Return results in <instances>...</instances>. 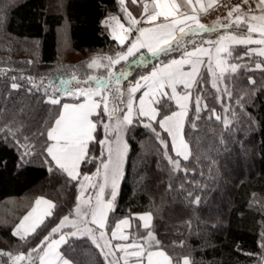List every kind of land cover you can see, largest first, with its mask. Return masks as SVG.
<instances>
[{"label":"trees","instance_id":"trees-1","mask_svg":"<svg viewBox=\"0 0 264 264\" xmlns=\"http://www.w3.org/2000/svg\"><path fill=\"white\" fill-rule=\"evenodd\" d=\"M118 9V0H0V264H12V257L20 254L26 257L25 264H39L41 250L33 252L31 259L29 251L37 249L64 215L72 214L78 194L77 181L49 170L50 157L44 151L57 114H50L40 103L39 112L31 111L33 99L22 92L6 99L4 81L9 77L4 65L32 71L31 60L55 64L58 28L64 21L74 52L88 55L118 47L103 25L105 17ZM62 71L55 75L65 74ZM200 73L202 79L192 92L203 95L204 107L198 119L194 107L188 114L187 161L175 155L169 134L157 123L152 126L167 148L135 119V127L127 126L129 152L106 229L109 232L118 220L130 218V232H135L141 225L136 215L149 212L159 247L176 264L185 257L191 264H260L264 255V67H240L217 78L215 87L205 66ZM168 104L167 110L158 105L161 116L173 109L172 102ZM96 140H101L100 132ZM90 144L89 155L97 159L81 165V175L94 172L106 157H101L99 143ZM92 145L96 146L93 152ZM169 156L180 160L179 169ZM39 196L54 203L52 215L33 233L15 235L14 227ZM196 197L199 204L194 202ZM23 198H31V206L18 202ZM69 244L60 250L75 264L113 260L106 259L87 235H77Z\"/></svg>","mask_w":264,"mask_h":264},{"label":"snow or ice","instance_id":"snow-or-ice-1","mask_svg":"<svg viewBox=\"0 0 264 264\" xmlns=\"http://www.w3.org/2000/svg\"><path fill=\"white\" fill-rule=\"evenodd\" d=\"M133 3L136 0H132ZM120 3L123 4L124 0H120ZM185 5L188 7L192 6V0H184ZM256 10L259 14H252L254 10L250 6V0H242L243 5H249L247 12L242 11L241 4H236L230 8L228 11L227 19L230 21L228 24L223 25L225 31L235 24L237 27H240L242 24L247 26V36L238 38L235 35L226 36L221 35L216 41H208L209 45H215L216 59L215 65L216 68L220 70V75L222 76L224 72L230 71L231 73H236L240 65L232 64L230 68H225L224 65L226 61L221 57V54L230 56L231 51L229 48L225 47V42L230 41L234 45H249L257 44L264 46V0H255ZM181 5L176 3V0H171V3H160L158 0H154V7L151 11V14L148 15L147 19L150 22H155L157 18L163 17L166 23L155 24L153 27H141L138 28V35L136 39L130 42V46L127 47V51L118 55L116 59L109 58V65L115 67V65L120 64L121 62L129 61V58H134V63H139L145 68H148L149 65L153 64L154 60H158L161 56H169L174 52H180L181 49L185 48L186 43H191L192 41H185L183 38L187 36H193L197 32L207 31L204 25H201L197 22V16H187L185 13L180 11ZM147 11V9H146ZM235 14V19H232ZM180 17H183L181 19ZM132 23H136L134 20ZM194 24V26H191ZM187 28V30H186ZM130 32V29L128 30ZM257 33L259 39H253L252 34ZM123 45L125 40L124 37H116ZM146 50V51H141ZM249 52L254 51L249 49ZM247 54V53H246ZM260 56H264V48H262L259 53ZM208 57V64L206 65L209 72L214 76L216 75L215 70L213 69V58L211 55V49L205 48L203 46L196 47L194 51H184L180 59H171L168 63L163 64V66L152 67L151 71L147 75H141L138 79L135 80L134 84H129L127 88L128 99H127V114L123 116V120L119 121L116 128L113 129L115 132V140L108 144L107 147V159L101 161V167L103 169V182L100 184H91L87 185L88 188L98 189L95 195L94 205L89 202V207L91 209V223L98 226L100 231V236H92V239L96 241L104 240L105 233L102 231L106 227V220L108 218V213L115 210L114 203L117 196V179L121 176V169L123 164L124 155L127 150V144L124 141V137L121 134V131L126 126H133L134 119L140 123V126L150 128L155 136L157 137L160 144L164 145L167 148V142L160 135L159 132H156V129L153 128L152 124L157 123L159 127L167 132L172 140V146L175 150V155L182 157L183 160L187 161L189 155L186 152L187 145L184 143L181 138L182 134V121L188 114V101L190 90L194 83L198 82V79H202L199 66L204 63L203 57ZM31 63V62H29ZM95 63V61L93 62ZM92 65H89L91 67ZM185 66L188 67V71L185 70ZM256 68H261V64H256ZM126 76L131 77L132 72L127 69L122 70L119 75L116 76V81L119 83L120 77ZM15 79V78H14ZM30 79V78H29ZM87 83V81L85 82ZM254 83V81H253ZM177 85H183L185 89V94L180 95L177 92ZM215 83L213 87H215ZM13 89L21 87L20 85L13 83L11 85ZM170 89L169 93L166 91ZM31 91V89H29ZM137 93H141L139 97V106L135 109L136 115L133 116L134 112V99ZM66 97H73L77 100L83 99L84 102L77 103H63L62 111L59 114V117L55 120V124L47 132V139L52 143L44 149L47 156L50 157V171L54 173H64L66 176L72 180L79 183V178L81 175V165H87L88 163L94 162L97 157L90 156V143H99L100 145H105L106 140H96L94 133L97 130V123H93L90 119L94 113H96L97 108L100 105L97 101L93 100V96L100 95L98 89H86V88H77L74 91L68 90L63 93ZM147 98V103H146ZM163 98V99H162ZM100 99L105 101L104 111L107 112V103L106 97L100 96ZM166 100H174L175 104L179 107V111H173L170 115H162L160 108L167 109ZM53 105L61 103L59 98L49 97L46 101ZM196 111L197 119L199 118L200 108V97H196ZM153 105H159L160 108L154 107ZM207 106L205 105V108ZM214 112V110H211ZM99 115V113H97ZM158 117H160L158 119ZM147 119L148 123H144V120ZM215 119L220 120L219 115L215 116ZM98 123H100L98 121ZM227 124V121H225ZM101 127L107 131L109 125L100 124ZM179 141V143H177ZM27 155V153H26ZM104 156V152L101 151V157ZM21 163H23V158L21 157ZM169 162L174 166V168L179 169L180 160L173 159L171 156L168 157ZM94 176H100V168H97V171L93 173ZM92 179L87 174L83 175V180L88 182ZM110 183V199L105 201L102 199L105 188L109 186ZM82 191H86L85 185L80 184ZM192 194L189 193V196ZM195 203L199 204L200 198H195ZM44 203L48 205L49 211L45 213L46 216H51V208L54 207L50 201L40 200L36 201V205ZM36 209L33 208L32 212H35ZM79 212V209H77ZM32 212L28 216L24 217V220L27 221L32 215ZM150 214H145L139 216L138 219L143 221L141 225L144 229H149ZM68 222V217L65 216L60 223L51 228V232L48 236H45L41 240L40 244L37 246V249H33L28 253V259L32 258L33 252L37 250H42L43 254L39 257L40 264H70L69 259H67L63 252L60 251L61 245H66L70 247L69 241L76 237L77 232H69L59 235L58 239H51V236L57 234L60 229L65 227ZM81 223H87L81 219ZM43 223V221H41ZM131 227L130 220L125 218L115 224V229L112 230L111 235L113 239H119L124 243H118L115 245V249H111L110 241L105 240L103 245L97 243V247L101 248V251L104 249H109L105 252V258L109 256L115 258V252L119 251L122 253L121 259L124 260L125 264H128V261L131 258H135V264H172V259L169 258L163 251H150L149 243L154 240L153 233L149 230L147 235L140 236L136 238L133 234L132 243H126L129 239V235L121 232L117 236L118 230L121 229V226ZM76 225L74 224L73 227ZM23 227V222L17 227V232L20 228ZM35 231V228H33ZM85 234L92 233V229L85 228ZM23 238V237H22ZM50 241V242H49ZM264 247V245H262ZM4 255H8L4 253ZM14 264L17 262L25 261L26 257L24 254L17 255L12 258ZM109 264H118V261L115 259L110 260ZM182 264H191L190 260L185 257Z\"/></svg>","mask_w":264,"mask_h":264},{"label":"rangeland","instance_id":"rangeland-1","mask_svg":"<svg viewBox=\"0 0 264 264\" xmlns=\"http://www.w3.org/2000/svg\"><path fill=\"white\" fill-rule=\"evenodd\" d=\"M207 9L208 8H206L200 12V14L198 15V21H199L200 16L202 15V13L206 12ZM120 13H121V11H120V4H119L118 12L109 13L105 17V19L103 20V25H104V21H105L106 26L105 25L104 26H105L106 31L109 34H110V31H109L108 26H111L110 24H112V19H110V18H112V16L118 15ZM232 35L233 34H226V36H232ZM110 36L112 37L111 34H110ZM220 36L221 35L210 37V39H207L206 42L204 40H202L204 42L201 43V45L202 46L207 45L208 41H216ZM235 36H237L238 38L246 37L243 34H236ZM253 39L255 40L256 38H253ZM115 41L119 45L118 47H112V48L106 49L104 51H99V52H95V53L88 54V55L87 54H81L78 52H74L72 49V46H71L69 26H68V23L66 21H64L62 23V25L58 28V55L59 56H58L55 64L38 65L35 63V61L31 60L30 62L32 65L31 66L32 71H26L25 69H23L21 67L20 68H15V67L11 68L8 65H4V70H5L4 74L7 77H9L8 78L9 81H6V80L4 81V84H6V86L8 88V93L4 97L6 99H8L7 97H9V99H11L12 94H14V93L16 94L17 92H22L23 95H26L28 97V99H30V100L33 99L30 101L31 103H29L30 106L27 105V106L31 107V109H30L31 111H38L39 112L40 111L39 107H41L39 105V103L42 105L45 104L46 105L45 107L47 108V110H50V114H57V115H55V117L53 119L54 121H52L53 124L51 125V127H53L55 124V120L59 117V114L62 111V104L63 103H77V102H80L83 100V99L77 100L73 97H66L63 95V93L65 91H68V90L74 91L75 89L81 88V87L86 88V89H98L100 95H97V96L99 97V99H100L101 95L106 97L107 112L102 110L101 113H99V115H97L94 119V123L98 124V127H97L98 129L96 130L95 138L97 137L98 132H100L101 139H104L107 141V143L105 145H103V146L101 145V149H100L101 151L104 152V155L106 156L104 158V160L106 161L108 144H111L115 140V132L113 131V129L116 128L119 121L123 120V116L125 114H127V108H126L127 99H128L127 88L129 86V84H134L135 80L138 79L141 75H147L153 67L151 64V65H149V69H148L139 63H134L133 62L134 58H129V61L121 62L120 64L115 65V67L110 66L109 62H108L109 58L116 59L119 54L127 51V47L129 45L128 41L126 43H124L123 45L120 43V41H117V40H115ZM191 44H192V42H191ZM215 47H216L215 45H212L210 49H211V55L213 58V69L215 70L216 75L214 76L211 72L208 71V69L206 67V65L208 64V57H206V59L204 60V65H203V66H205V71L209 72V75L211 76V81L213 84L214 83L216 84L217 78L223 79L227 73H231L230 71L229 72L226 71L227 73L224 72L225 74H223L222 76L220 75V70L218 68H216V65H215V59H216ZM225 47L229 48V50L231 51L230 56L225 55L223 53L221 54V57L226 61L225 65H224L225 68H230V66L232 64H237V65H240V67H245V68H249L251 66L256 67V64H261V68H258V69H263V67H264V56H260L258 53L262 48H264V46L257 45V44L234 45L230 41H228V42H225ZM249 49H253L254 51L249 52L248 51ZM165 57H166L165 63H168V61L171 59H175L174 55H169V56H165ZM94 61H95V63H93ZM131 64H132V67H128V66L125 67L126 65L130 66ZM89 65H92V66L89 67ZM156 66H159V65H154V67H156ZM203 66H202V68H203ZM60 69L63 70L64 72L62 71V73H65V74H63V75L60 74V76L55 75V73L58 72V70H60ZM125 69L132 72V76L131 77L121 76L119 83H117L116 76L119 75V73ZM25 71L28 73H25ZM27 77H30V80H27ZM103 78L105 79L104 82L106 84L102 81ZM86 81H87V83H85ZM29 82H32L33 85H28ZM13 83L18 84L21 87H19L17 89H13L11 87V85ZM29 89H31V91H29ZM169 90L167 89L166 91H169ZM9 94H10V96H8ZM140 95H141V93H137L135 95V99L133 101V103H134L133 116L134 117L136 115L135 109H137L139 106L138 102H139ZM53 96L55 98H59L61 100V103L57 104V105H53L51 103L46 102L49 99V97H53ZM197 96L200 97V108H201V110L204 107L203 95H201V93H198V90H197V92L195 93V96H193V92H192V101L190 104V109H191V106H192V109L194 107V111L196 114H197V111H196L197 105H196L195 101H196ZM95 98H96V96L92 97V99H95ZM34 99H35V101H34ZM99 99H97V100H99ZM123 100H124L125 104L122 106L121 104H122ZM32 101H34V102H32ZM101 102L105 103V101H103V100H101ZM166 102L168 105L167 107L170 106L168 104V102H172V104H173V109L169 112V113H171L172 111L175 110L176 105H175L173 100H168ZM146 103H147V98H146ZM153 106L158 108V105H153ZM190 111L191 110H189V112ZM98 121L100 123H98ZM145 122L148 123L149 121H147V119H145ZM101 123L109 125V128L107 129V131H105V129L100 126ZM51 127L49 129L47 128L48 131L51 129ZM126 129H127V126L124 127L121 131V134L124 137V141L127 144V150H126V153L124 155L120 177H123V175H124L126 159H127V155L129 152V142H128V139L126 136ZM51 143L52 142L48 140V145H50ZM184 143L187 145L186 152H187V154H189V151H190L189 145L185 141V138H184ZM90 145H89V147H90ZM95 148H96V146L92 145V147H91L92 152H93V150H95ZM101 151L99 152L100 155H101ZM100 155H99V157H100ZM98 160H99V158H98ZM99 161H101V160H99ZM97 168H100V170L103 171L101 164H100V166L98 165ZM97 168L95 169L94 172L97 171ZM85 174H87V173H85ZM83 175L84 174H82V176ZM80 178H79V183H78V194L76 196V202L73 206L72 214L64 215L61 218V220H62L65 216H67L68 222L66 223L65 227L60 229V231L57 234L52 235L51 236L52 238L59 237V235L63 234L64 231L67 233L75 231V232H77V235H84V236L87 235L91 239H92L93 235L94 236L100 235V233L98 234V233H95L93 231L90 234H85L84 229L89 228V227L87 225H83L85 223L80 222V220H81L80 215H83V213L85 212V204H86V203H84V199L80 194V184L83 183L85 185V181L80 179ZM19 201L23 205H24V203H26V205H30L31 198H28V199L23 198V199L18 200V202ZM34 201L33 202L31 201V205H34L33 204V203H35ZM77 209H79V212L77 211ZM26 213H24V215ZM144 213H149V212H144ZM149 214L151 217L149 229H144L141 226L143 224V221L138 219L141 225L139 226V229L136 226L135 232H134V230L130 232V229H131V227H130L129 234H128L129 235L128 241H130V243H132L133 234L136 236V238H139L140 236L147 235V232L150 230L153 233L154 240L149 243L148 250H150V251H163L164 252V250H162L159 247L157 235L154 232V229L152 228L153 215L151 213H149ZM22 217H21V219H22ZM21 219H20V221H21ZM129 220H130V223L132 224V220L130 218H129ZM60 221H59V223H60ZM74 224L76 225L75 227H73ZM15 227H14V229H15ZM14 229H13V232H14ZM106 236H108V235L105 233L104 240H99V239H97L96 241H94L93 239L92 240L96 245H97V243H99L100 245H103L105 240L108 241ZM96 237L99 238V236H96ZM52 238H50V239H52ZM117 242L120 243V241H118V240H117ZM109 247L113 250L115 249L112 246H109ZM108 250L104 249V252H107ZM122 255H123L122 253H120L119 251H116L115 252V258H113V257L112 258L115 259L116 261H118V264H125L124 260L121 259ZM167 256L169 258H171L169 255H167ZM13 257H15V256H13ZM13 262L14 261L12 259V264H13ZM25 262H27V259L25 261L17 262V264H25ZM107 263L109 264L108 261H107ZM128 264H135V258H131L128 261ZM172 264H176V263H174L172 261ZM260 264H264V255L261 258Z\"/></svg>","mask_w":264,"mask_h":264},{"label":"crops","instance_id":"crops-1","mask_svg":"<svg viewBox=\"0 0 264 264\" xmlns=\"http://www.w3.org/2000/svg\"><path fill=\"white\" fill-rule=\"evenodd\" d=\"M118 1H119V4H120L121 13L118 14V15L112 16V18L109 17L110 19H112V24H110L111 26H108V28H109L110 34L112 35V38H114L115 40L119 41L118 39H116V37H124V40H125L124 43H126L127 41L129 42L128 46H130V42H132V41H134L136 39V37L138 35V31H137L138 28H141V27H153V26H155V24L168 22V21H165V19L163 17L157 18L154 23L148 21L147 17H148L149 14H151V11H152V9L154 7V0H136L135 3H133L132 0H124L123 4L120 3V0H118ZM218 1L219 0H192V6L191 7H188L187 5H185L184 0H176V3L181 5L180 11L182 13H185L189 17L192 16V15L197 16V22L200 24V22L198 21V15L200 14V12L202 10L206 9V8H208V9L211 8ZM158 2H160V3H165V2L171 3V0H158ZM146 9H147V11H146ZM253 10H254V12L252 14H256V15L259 14L258 10H256V7L253 8ZM242 11L247 12V10H242ZM227 17L219 20L218 22H215L212 25H204L205 29H209L207 31L197 32L193 36L184 37L183 39L185 41H190L191 40L192 44L191 43H186L184 49H181L180 52H174L171 55H174L175 59H180L182 57L184 51H194L196 47L202 46L201 43H203L204 41L206 42L207 39H210V37H213V36L226 35V34H233V35L243 34L244 36H247V26L243 25V24L240 27H237L235 24H232V26L230 28H228L227 31H225L223 25L228 24L230 22L227 19ZM180 18L183 19V17H180ZM232 19H235V14L233 15ZM133 20L136 23H132ZM104 25L106 26L105 21H104ZM191 26H194V24H192ZM129 29H130V32L128 31ZM186 30H187V28H186ZM252 38L258 39L259 36H258L257 33H253L252 34ZM202 40H204V41H202ZM211 46L212 45L207 44V45H205L203 47L211 48ZM141 51H146V50H141ZM206 57L207 56L203 57V61L206 59ZM165 58H166L165 56H161V57H159L158 60H154L152 66L153 67H154V65L163 66V64H166L165 63V60H166ZM203 65H204V63L199 66L200 71H201ZM127 66L128 67H132V64L130 66L126 65L125 67H127ZM148 69H149V67H148ZM185 70L186 71L189 70L187 66H185ZM104 80L105 79L103 78L102 81L104 82ZM194 85H195V83L193 84L192 88L190 90H188V94L190 96L189 101H188V114H189V110H190V104H191V101H192V89H193ZM168 92L170 93L171 90H169ZM177 92L180 95H184L185 94L184 86L183 85H177ZM96 98L99 99L98 96H96ZM95 99H93V100H95ZM97 99L95 101H97V103L100 105V107L97 108L96 113H94L93 116L90 117L91 120L93 121V123H94L95 117L97 116V113H101V111L104 110V105H105L104 102H101L100 99L99 100H97ZM80 102L82 103L84 101L82 100ZM174 103H175V101H174ZM124 104H125V102L123 100L121 105L123 106ZM179 110H180L179 107L176 105V108H175L174 111H179ZM170 114L171 113H169L168 115H170ZM188 114L182 121L181 138L183 139V141H184V127H185V124H186V121H187V118H188ZM95 134H96V132L94 133V136H95ZM170 139H171V137H170ZM171 143H172V140H171ZM177 143H179V141H177ZM173 150H174V148H173ZM87 175L92 177V179L90 181H88V182H85V188L87 189L86 191H82L81 188H80V194H81V196L84 199V203H86L85 204V212L83 213V215H80L81 216L80 218L85 220V221H88L87 223H85L83 225H87L90 229H92L93 232L99 234L101 230L98 228L97 225H95V224L90 222L91 221V209L89 207V202L94 205V203H95V195H96L98 189H96V188H88L87 185L89 183H91V184H100V183H102L103 182V180H102L103 171L100 170V176L99 177L94 176L93 172L92 173H87ZM122 178L123 177H119L117 179V189H116L117 196H118V193H119V189H120V184H121ZM80 179L83 180V176ZM110 190L111 189H110V183H109V186H107L105 188V192H104V195L102 197V199H104L105 201L110 199ZM117 196H116V198H117ZM38 199H40L42 201H44V200L50 201L52 203V205L54 206V203L50 199H48V198H46L44 196L37 197L35 199V201H34L35 203H33L34 205H32V207L22 217L21 221L15 227V229H14L15 235L21 237V236H25V235L33 233L34 232L33 228H35V230H36V228L42 224L41 221H44L47 218L45 213L47 211H49V207H48V205H46L44 203H41L40 205H36V201ZM33 208L36 209L35 212H32ZM52 209H53V207L51 208V212H52ZM30 212H32V215L29 217V219L27 221H25L24 217L28 216ZM109 214H110V212L108 213V216H109ZM145 214H149V213H140V214L136 215V217H139V216H142V215H145ZM122 219H125V218H122ZM122 219L118 220L117 222L121 221ZM127 219H129V218H127ZM107 221H108V218L106 220V226H107ZM22 222H23V227L20 228L19 232H17V227L19 225H21ZM150 222L151 221H149V224H150ZM113 229H115V226L113 227ZM129 229H130L129 226H123L122 225L121 229L118 230V232H117V236H119L121 232H124L125 234L128 235L129 234ZM112 230L108 232L106 227H105V229H103L102 231H104V233H106L108 235V236H106V238L108 239V241L111 242L110 246L115 248V245L119 243V242H117V240L118 241H120V240L112 238V235H111ZM95 236H100V235H95ZM58 238L59 237L52 238V239H58ZM120 243H124V242L120 241ZM126 243L131 244L130 241H128ZM60 248H61V246H60ZM42 254H43V252L41 250L40 256ZM69 261H70V264H75L71 260H69ZM39 264H40V261H39Z\"/></svg>","mask_w":264,"mask_h":264},{"label":"built area","instance_id":"built-area-1","mask_svg":"<svg viewBox=\"0 0 264 264\" xmlns=\"http://www.w3.org/2000/svg\"><path fill=\"white\" fill-rule=\"evenodd\" d=\"M236 4H241L242 10H247L249 7V5H243L242 0H219L214 6L202 13L199 18L200 24L212 25L215 22H218L227 17L230 8ZM250 6L252 9L256 7L255 0H250Z\"/></svg>","mask_w":264,"mask_h":264}]
</instances>
